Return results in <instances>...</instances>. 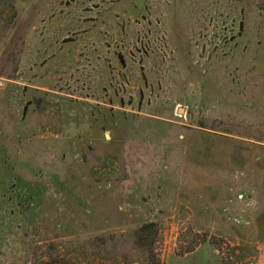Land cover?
<instances>
[{
	"label": "rangeland",
	"instance_id": "1",
	"mask_svg": "<svg viewBox=\"0 0 264 264\" xmlns=\"http://www.w3.org/2000/svg\"><path fill=\"white\" fill-rule=\"evenodd\" d=\"M54 1L50 97L0 0V264H148L145 222L159 264H264V0Z\"/></svg>",
	"mask_w": 264,
	"mask_h": 264
},
{
	"label": "crops",
	"instance_id": "2",
	"mask_svg": "<svg viewBox=\"0 0 264 264\" xmlns=\"http://www.w3.org/2000/svg\"><path fill=\"white\" fill-rule=\"evenodd\" d=\"M12 1L17 12L13 27L19 24L24 25L28 29L27 35L29 37H35L36 40L35 50L37 51V62L32 68L31 73L32 76H39L41 83L37 85L32 84L30 89L47 92L46 95H50V97L58 96L59 89L53 91L52 88L62 86L64 82V79H62L63 73L67 74L69 72L72 75V71L75 69L73 67L77 55V51H75V45L77 44L75 26H71V21H66L65 24H62L52 13L51 8H55V5L58 3L57 1ZM62 25L65 26L62 27ZM83 58L85 59V56ZM47 87L51 90L49 91ZM28 95V93L22 92L18 95L19 101L31 102L29 101L30 97ZM65 97L69 98L70 96L65 95ZM77 101L89 105L96 103L88 97L84 99L80 98Z\"/></svg>",
	"mask_w": 264,
	"mask_h": 264
},
{
	"label": "trees",
	"instance_id": "3",
	"mask_svg": "<svg viewBox=\"0 0 264 264\" xmlns=\"http://www.w3.org/2000/svg\"><path fill=\"white\" fill-rule=\"evenodd\" d=\"M8 1L10 6V7L8 6V8L10 9V13H11V21H12L11 25L13 26L16 19V11L12 3L13 1L12 0H8ZM9 61L11 62V64H14L15 56H10ZM11 64H9V66H11ZM10 71L11 72L8 79H12L14 77L16 72V66L15 65L12 66ZM158 233H159V226L157 223L145 222L138 229H136L131 235L134 249L146 255L149 262L148 264H159V261L156 258L155 250H154V245L156 243ZM110 239H113V236H110ZM109 241L111 242V240ZM94 242H96V245H99L98 246L99 248H105V246L108 244L107 243L108 241L105 237H98L95 239ZM50 264H59V263L53 261Z\"/></svg>",
	"mask_w": 264,
	"mask_h": 264
}]
</instances>
